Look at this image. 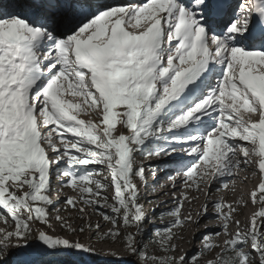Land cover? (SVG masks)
<instances>
[{"label": "snow or ice", "instance_id": "6c2138e0", "mask_svg": "<svg viewBox=\"0 0 264 264\" xmlns=\"http://www.w3.org/2000/svg\"><path fill=\"white\" fill-rule=\"evenodd\" d=\"M138 153L191 156L176 175L206 184L209 196L212 182L234 178L253 157L264 175V0H0V221L14 224L0 230V264L96 256L91 245L33 227L55 219L69 233L85 230L52 216L64 210L51 198L57 184L78 190L63 203L81 219L90 208L111 225L101 240L123 233L137 258L127 264H200L216 248L207 264H264V207L243 230L235 221L233 234L237 209L222 199L197 213L219 219L220 231L205 234L195 256H175V229L191 214L177 201L168 225L149 227ZM258 193L253 203L264 205V180ZM221 233L223 247L211 242Z\"/></svg>", "mask_w": 264, "mask_h": 264}, {"label": "rangeland", "instance_id": "374dc122", "mask_svg": "<svg viewBox=\"0 0 264 264\" xmlns=\"http://www.w3.org/2000/svg\"><path fill=\"white\" fill-rule=\"evenodd\" d=\"M67 99H72L71 97H66ZM254 116L253 118H255ZM81 119H89L88 116H80ZM95 120V117H91ZM96 123H99L98 120L95 121ZM160 144H164L163 141L157 142L156 145H150V147H155ZM170 147L169 145H166ZM176 155V154H173ZM179 156L177 159H181L183 161L184 158H187L188 155L179 154L176 155ZM166 156L162 157H146L145 155L137 154V162L142 164L145 168V174L147 177L146 184L141 183L138 180L135 181L139 188L140 193L142 196V199L140 200V203L145 206V209L149 213V217L151 220V224L149 225L150 228L154 225L155 227H159L161 225H168L171 217L167 215V211L170 209H174L176 207L177 201L183 202V207L181 209V213L183 217H187L189 214H191V220L193 222L188 223L183 229L177 228L175 229L177 233L176 239L173 241L178 247L177 251L174 253L175 256L179 257L182 254H187L189 257L195 256L202 248V243L204 240V235L208 232H219L220 228L218 227L221 224V221L219 219L212 218L210 215L205 216L203 218H199L197 213L201 212L203 206L208 203V211L211 213L212 207L211 202H214L216 200L222 199L226 204L231 205L232 207L236 208L237 211L233 214V223L229 225V231L233 234L236 233L237 225L235 221H244V225H249L251 222V219L253 215L260 210L261 207H264V205H261L260 203H253L252 200V193L257 192L258 193V186L264 180V176L257 173L254 176H257L256 182H248L249 184L244 186H241L240 189L245 190L246 194L245 197H247L246 201H243V198L239 197V191L235 192L234 190L230 191V186L228 185V188L223 189L222 188V182H212L211 186V195L209 196V188L206 184H201L200 187L197 189L194 185L189 187V185L192 184L191 181L188 182V184L183 183V181L179 180L180 182L175 184L174 186H170L167 188L166 194L160 195V193L163 191V188L165 186H161V183L155 182L152 186H147L151 181L155 180L156 176L166 175V169H163L164 165V158ZM254 161H256L255 165L258 167V157H253ZM181 160L176 162L177 164H173V166H180L183 165L186 161H183V163H180ZM202 166V162H201ZM238 171L243 177H245L246 172L250 173V175H253V171L250 166L247 168H243L242 170H235ZM165 172V173H164ZM154 173V174H153ZM182 177V175H181ZM161 179V178H160ZM159 179V180H160ZM184 179V178H183ZM182 179V180H183ZM258 180V181H257ZM162 180H160L161 182ZM166 179H164L163 182H165ZM170 182V181H169ZM241 182V181H240ZM159 183V184H158ZM217 183V184H215ZM178 186V187H177ZM155 187L156 189H154ZM57 191H53L51 193V198L54 201H57V203L54 205L57 209H64L60 211L59 213L53 211L52 216L59 214L61 217L65 218L66 222L70 224L73 228L79 229L80 227H84L85 230L83 232L76 231L74 233H69L67 230H65L59 222H57L55 219H52L50 227H44L40 224H34L33 227H42L44 230L52 235V236H59L62 238L69 239L71 242H80L85 245H91L96 253V258L101 261H112L113 264H117L115 261V258L109 253H115L116 256L122 257V260L118 262V264H127L129 260L135 261L137 258L134 256H130L129 253L126 250L125 243L123 241V233L120 239H117L115 241L104 239L101 240L100 234L107 232L109 228H111V225L105 222L99 215H88L92 212V209H87L84 213L85 218L81 219L80 214L74 210L70 206L64 205L63 201L67 197H72L73 199L78 200V190L73 191L70 187H64L60 188L59 185H56ZM176 189V191L171 194L172 189ZM218 189H220L218 191ZM26 190V189H25ZM230 191V192H229ZM109 197H111L112 192L107 193ZM234 195V198H233ZM239 198V200H235V198ZM174 201H170L165 203L167 199H172ZM237 198V199H238ZM245 200V199H244ZM237 203V204H236ZM80 205L77 204V207ZM152 209H156L155 212L152 211ZM228 209L225 208V211ZM2 211V210H0ZM161 213H163V217L161 218ZM197 219H200L199 225L195 223ZM99 222L101 227L99 230L95 228L96 223ZM91 224L92 229L89 230L87 228V225ZM13 230L14 224H5L4 221H0V230ZM244 227L242 224H240V229L243 230ZM133 231H135L133 229ZM153 231L155 229L153 228ZM137 239H141L140 237H137ZM226 239H229V237L225 236L223 233L220 234V236L214 240H212V243L219 244L221 247L224 246V241ZM149 242V238L145 237L143 238V243L147 244ZM150 251L155 252L154 247H150ZM219 252V248L214 249L213 251L209 253H205L200 258V264H207L208 261L214 260L217 253Z\"/></svg>", "mask_w": 264, "mask_h": 264}, {"label": "bare ground", "instance_id": "6f19581e", "mask_svg": "<svg viewBox=\"0 0 264 264\" xmlns=\"http://www.w3.org/2000/svg\"><path fill=\"white\" fill-rule=\"evenodd\" d=\"M253 119H258V116H256L255 118H253ZM181 154H183V153H181ZM185 155V154H184ZM179 156H176V155H173V156H171V157H168V156H166L165 158H164V165H163V169L165 168L166 169V175L164 176L165 177V179H166V181L165 182H162L161 183V186H165V188H163V191L160 193V195H163V194H166V191H167V188L168 187H170V186H174L175 184H177V183H179L180 181L179 180H181V181H183L182 180V177H181V175H176V173H174L173 172V169L174 168H177L178 169V166H175V167H170V166H173V164H177L176 162H178L179 160H181V159H177ZM185 160H189V159H191V162H193V158L191 157V156H187V158H184ZM184 159H183V161H184ZM254 159V158H253ZM183 161L181 160V162L180 163H183ZM178 165V164H177ZM181 165V164H180ZM250 167H251V169H252V171H256L257 173H259L258 172V167L255 165V164H253V165H250ZM180 168H182V167H180ZM165 173V172H164ZM163 174V173H162ZM162 174L161 175H159V176H156L155 177V180H153V181H151L147 186H152V185H154L155 184V182L154 181H156V182H160V180H162ZM260 174V173H259ZM174 175H176V180L175 181H173L172 179H170V177H172V176H174ZM161 178V179H160ZM160 179V180H159ZM256 179H257V176H254V175H250V173H248V172H246V175H245V177H243L238 171H234V178H232V177H224L222 180H215L214 182H224V181H227L228 182V185L230 186V191H232V190H234L235 192H237V191H239L238 193V195H239V197L240 198H243V201H246L247 199V197H245V194H246V192H245V190L243 189V191H242V189H240V187L241 186H244V184L246 185H248L249 183L248 182H256ZM170 181V182H169ZM241 181V182H240ZM258 181V180H257ZM213 182V183H214ZM215 184H217V183H215ZM178 187V186H177ZM154 189H156L155 187H153ZM176 191V189L174 188V189H172L170 192H171V194H173L174 192ZM229 191V192H230ZM233 198H234V195H233ZM238 198V197H237ZM237 198H235V200H239V198L237 199ZM245 199V200H244ZM170 201H174L173 200V198L172 199H167L166 201H165V203H167V202H170ZM237 204V203H236ZM240 224H242V226L243 227H245L246 225H244L245 223H244V221H241L240 222Z\"/></svg>", "mask_w": 264, "mask_h": 264}, {"label": "trees", "instance_id": "16d2710c", "mask_svg": "<svg viewBox=\"0 0 264 264\" xmlns=\"http://www.w3.org/2000/svg\"><path fill=\"white\" fill-rule=\"evenodd\" d=\"M164 226H166V225H161V226H159L157 228H163ZM63 258H65V259H75L76 257H74V256H65ZM88 259H89V264H104V262H105L103 260L99 261L96 257L88 258Z\"/></svg>", "mask_w": 264, "mask_h": 264}]
</instances>
